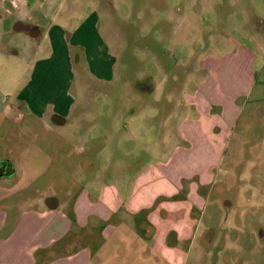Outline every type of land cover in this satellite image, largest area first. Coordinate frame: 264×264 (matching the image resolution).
Instances as JSON below:
<instances>
[{
	"label": "rangeland",
	"instance_id": "1",
	"mask_svg": "<svg viewBox=\"0 0 264 264\" xmlns=\"http://www.w3.org/2000/svg\"><path fill=\"white\" fill-rule=\"evenodd\" d=\"M48 2L52 9L58 7L57 22L65 30L80 27L91 18L95 20L113 64L112 77L90 81L91 90L85 87L86 83L81 89L82 83L73 85L79 125L62 127L56 134L43 129L39 120L24 118L33 128L28 136L39 133L43 141L40 136L38 141L53 151L59 165L56 170L70 173L71 179L82 185H100L103 179L111 185H122L127 192L133 172L147 169L151 186L160 187L155 163L164 165L169 162L170 153L185 147L180 124L186 113L188 118L197 117L186 106L188 97L207 74L201 68L204 59L233 53L234 44L249 48L255 55L251 66L257 79L254 92L264 91V0ZM21 3L22 0H0V96L17 92L27 76L25 33L14 31L13 23L27 21L34 9H24ZM6 9L12 12L11 19L4 15L8 13ZM73 54L82 58L74 48ZM241 67L240 61H234L222 66L220 72L214 65L215 89L222 93L243 89L247 82ZM204 103L208 109L203 107L198 122L206 139L213 143L222 103ZM2 106L0 134L10 126L7 120L11 117L2 113ZM228 135L218 169V185L200 221L205 236L180 242L170 235L167 244L177 247L179 253L160 250L147 239L151 227L138 223V217L134 220L139 224V236L127 234L133 232L127 224L133 218L125 217L126 225L118 227V238L101 242L105 247L94 254L91 264H264L262 98L251 99L244 106ZM9 151L15 153L14 144L0 141V157ZM116 171L123 176L116 178ZM227 202L231 203L229 214ZM177 213L179 216L180 211ZM225 232L230 236H224Z\"/></svg>",
	"mask_w": 264,
	"mask_h": 264
},
{
	"label": "crops",
	"instance_id": "2",
	"mask_svg": "<svg viewBox=\"0 0 264 264\" xmlns=\"http://www.w3.org/2000/svg\"><path fill=\"white\" fill-rule=\"evenodd\" d=\"M38 1L22 0V8L34 10L27 15V21L13 23L27 26V29L13 28L25 33L27 76L17 92L0 96L2 113L11 115L7 120L10 126L2 129L0 141L14 144L16 149L14 154L9 151L0 157V264H91L94 254L105 247L101 242L118 238V227L126 225L125 217L133 218L127 222L133 232L127 234L138 235L139 222L149 225L147 239L154 247L179 253L177 247L167 244V238L174 235L176 240L185 242L205 236V230H200V221L218 185V169L228 132H232L251 99L264 100L263 90L254 92L257 82L251 70L254 53L234 44L233 53H219L215 59L206 58L201 62L207 74L188 97L186 106L197 117L188 118L186 113L182 118L180 137L185 147L170 153L169 162L164 165L155 163L156 177L162 182L159 188L151 186L147 169L134 171L132 177L129 175L127 192L122 185H111L103 179L100 185L85 186L73 181L70 173L56 170L59 165L55 163L53 151L38 141L40 137L43 141L39 133L28 136L33 128L24 118H35L43 129L56 134L62 127L79 125L73 85L82 83L81 89L88 84L85 87L91 90L90 81L112 77L113 64L95 20L91 18L68 31L57 22L58 7L52 9L49 0ZM6 11L9 14L4 15L11 19L12 12ZM73 48L82 58L74 57ZM234 61L242 63L240 70L246 86L229 93L218 92L214 65L221 72L222 66ZM220 72H217L219 76ZM207 101L222 103L217 112L219 121L213 129V143L206 139L198 122ZM9 166L11 172L3 173ZM114 176L123 175L116 171ZM226 205L225 212L229 214L231 203ZM136 217L141 221L136 223ZM225 235L230 236L227 232Z\"/></svg>",
	"mask_w": 264,
	"mask_h": 264
},
{
	"label": "water",
	"instance_id": "3",
	"mask_svg": "<svg viewBox=\"0 0 264 264\" xmlns=\"http://www.w3.org/2000/svg\"><path fill=\"white\" fill-rule=\"evenodd\" d=\"M14 28L15 29H27V26L23 25L21 22H17Z\"/></svg>",
	"mask_w": 264,
	"mask_h": 264
},
{
	"label": "trees",
	"instance_id": "4",
	"mask_svg": "<svg viewBox=\"0 0 264 264\" xmlns=\"http://www.w3.org/2000/svg\"><path fill=\"white\" fill-rule=\"evenodd\" d=\"M1 168H0V172H1ZM11 172V168H10V166L5 170V172H3V173H6V174H9Z\"/></svg>",
	"mask_w": 264,
	"mask_h": 264
}]
</instances>
